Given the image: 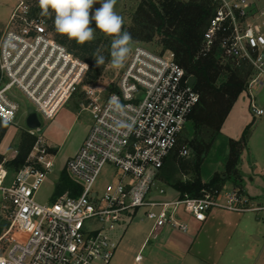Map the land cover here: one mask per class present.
<instances>
[{"label": "built area", "instance_id": "obj_1", "mask_svg": "<svg viewBox=\"0 0 264 264\" xmlns=\"http://www.w3.org/2000/svg\"><path fill=\"white\" fill-rule=\"evenodd\" d=\"M210 2L214 11L203 35L206 47L217 43L224 56L249 64L253 74L246 93L250 110L261 116L256 95L264 86V10L251 0ZM87 69V62L52 37L45 18L19 0L0 37V75L6 80L0 87V119L12 124L17 118L20 106L7 96L12 87L43 120L51 119L81 87L91 124L66 161L75 188L53 195L49 202L36 199L54 167L40 135L11 179L0 163V192L9 209L5 234L13 231L16 238L5 255L0 249V264H111L117 247L113 232L140 210L152 231L170 227L186 232L184 214L203 222L212 208L264 209L234 188L222 187L201 197L163 198L166 189L157 175L199 100L171 50L156 52L136 45L107 89L84 84ZM113 95L120 109L109 105ZM36 130L27 132L35 135ZM179 154L186 156L188 148L181 146ZM106 165L115 169V181L98 191L95 183ZM141 258L138 253L134 259Z\"/></svg>", "mask_w": 264, "mask_h": 264}, {"label": "rangeland", "instance_id": "obj_2", "mask_svg": "<svg viewBox=\"0 0 264 264\" xmlns=\"http://www.w3.org/2000/svg\"><path fill=\"white\" fill-rule=\"evenodd\" d=\"M18 1L0 0V37ZM22 1L29 6L33 13L45 18L48 27L52 25L54 27V23L51 22L55 15L54 13L48 16L42 15L37 0ZM139 1L117 0L115 10L124 18L123 28L129 25L131 14ZM251 1L256 8L264 10V0ZM99 7V3L94 4L90 12ZM90 26L95 28V22H92ZM48 30L54 38L55 30H50V28ZM94 35L95 39L101 37L96 53L105 54L109 49L105 44H111L114 37L105 36L99 30ZM136 45L144 46L156 52L163 51L156 38L148 43L132 41L130 44L131 50ZM122 69L123 67L118 69L112 67L111 55L105 59L104 64L99 66L96 65L95 56H92L91 63H88L83 83L93 85L99 89H107L108 85L115 84ZM5 82L6 80L0 75V87ZM262 90L263 88L256 95L257 104L258 99L263 101L264 94ZM10 95L18 102L20 109L15 122L12 124L8 123L6 135L1 143L4 158L0 163L15 157L17 154V150L14 148L18 141V135L23 130L27 131L24 124L25 108L32 106L31 102L17 88L11 89ZM85 102V95L81 87H79L71 98L56 110L51 119L43 120L40 118L41 127L36 130L35 135H32L35 138L37 135L42 137L46 146V155L54 159L53 170L46 176L36 192V199L39 202L52 200L57 178L61 171L65 169L67 159L78 150L87 133L91 123V116L89 111L83 108ZM231 109L221 126L219 134L215 136L208 151L200 159L201 180L208 182L214 175L222 173L225 175L227 173L225 163L231 149L229 139L239 140L247 127L245 130L246 142H239L237 146L239 154L235 166L236 172L232 173L231 178L224 182L223 188L237 189L240 194L249 200L258 205H264V115L254 116L250 110L246 89L240 93ZM192 137L193 130L188 119L176 148L166 158L157 175L158 180L166 189L165 194L162 195L165 199H173L175 196L174 189L171 187L173 182L178 178L186 179L190 176L183 173L179 160L195 159V153L190 145ZM183 145L188 148L186 156L179 154V149ZM174 155L178 160L176 164L178 171L175 175L168 178L169 167L167 160ZM7 171L8 179H11L16 172L13 169H7ZM113 181H115V169L111 165H106L101 169L97 177L95 188L101 191L107 183ZM234 181H236V184H234ZM208 193H211V190ZM213 210L212 218L205 224V227L211 228L203 230L195 240L196 244L193 245L190 252L200 258L208 259L209 263L207 264H264V209L246 212H233L222 208H214ZM0 223L6 225L0 236V249L5 255L16 242V238L13 231L5 234L9 226V209L8 203L3 199L1 192ZM149 226V221L143 216L142 210H140L138 215L134 216L132 221L126 226L127 228L112 257L111 264H174V261L170 259L171 256L182 259L184 264H188V260L185 259L190 257V254L185 252L188 246L182 244L181 247H177V244L174 243L182 241L185 243L190 238V235L188 232L182 233L178 230L164 231L148 238V241L140 250L142 259L138 262L135 261V255L139 252L140 246L147 236ZM219 227L224 228L219 229Z\"/></svg>", "mask_w": 264, "mask_h": 264}, {"label": "trees", "instance_id": "obj_3", "mask_svg": "<svg viewBox=\"0 0 264 264\" xmlns=\"http://www.w3.org/2000/svg\"><path fill=\"white\" fill-rule=\"evenodd\" d=\"M213 11L210 0H140L131 14L129 25L123 28L131 33L133 41L148 43L156 38L162 50L168 49L174 53L185 76L195 78L193 88L198 93L199 100L189 116L193 130L190 145L195 153V159L179 160L183 173L190 175L186 179L178 178L171 184L179 197L185 195L201 197L209 190L213 193L222 189L224 182L236 172L239 142H246L247 127L239 140L229 139L231 149L225 163L227 173L214 175L208 182L201 180L200 159L208 151L215 136L219 134L226 116L240 93L246 89L253 74L246 62H238L224 56L217 43L206 47L203 35ZM51 20L54 23V17ZM47 28L55 30L53 25ZM100 38L79 45L58 33L54 36L57 42L89 64L92 56H95ZM105 46L109 48L105 54L103 53L106 59L111 53V44ZM8 126L7 122L0 119V141ZM34 140L35 137L26 130L21 131L16 144L17 154L3 162L5 167L14 171L22 167ZM3 158L0 154V162ZM177 162L175 155L168 158V178L177 173ZM68 188L75 186L63 169L55 183L54 195ZM5 226L0 223V236Z\"/></svg>", "mask_w": 264, "mask_h": 264}, {"label": "clouds", "instance_id": "obj_4", "mask_svg": "<svg viewBox=\"0 0 264 264\" xmlns=\"http://www.w3.org/2000/svg\"><path fill=\"white\" fill-rule=\"evenodd\" d=\"M41 14L48 16L54 13L55 32L66 36L69 41L79 45L95 39V32L99 30L105 36L114 37L111 42V65L121 68L131 52L133 41L130 32L123 30L124 18L115 10L117 0H37ZM100 7L92 10L93 5ZM95 22V28L90 25ZM96 65L105 63V57L98 52L95 54ZM109 105L120 109L119 98L113 95ZM131 130V125H127Z\"/></svg>", "mask_w": 264, "mask_h": 264}, {"label": "crops", "instance_id": "obj_5", "mask_svg": "<svg viewBox=\"0 0 264 264\" xmlns=\"http://www.w3.org/2000/svg\"><path fill=\"white\" fill-rule=\"evenodd\" d=\"M14 87H12V88H10L9 90H8V92H7V96L9 97V98H11L12 100H14V97L12 96V95H10V90L11 89H13ZM263 94H264V87H263ZM71 98V97H70ZM16 101V100H15ZM256 101H257V96H256ZM17 102V101H16ZM261 109H263V114L262 115H264V96H263V101L262 100H260L259 101V99H258V104H257ZM232 108H233V106H232ZM26 109V108H25ZM232 110V109H231ZM231 110H230V112H231ZM229 112V113H230ZM25 115H26V111H25ZM25 115H24V118H25ZM91 124V123H90ZM90 126V125H89ZM89 128V127H88ZM8 129V128H7ZM7 131V130H6ZM5 135H6V132L4 133V135H3V137H2V139H1V141H0V154H2V155H4V153H3V151H2V146H1V143H2V140H3V138L5 137ZM18 137H19V135H18ZM17 140H18V138H17ZM16 140V141H17ZM15 150H16V146H15V148H14ZM77 151V150H76ZM75 151V152H76ZM58 179V178H57ZM174 192V197H173V199H176V198H179V194L174 190L173 191ZM170 199H172V198H170ZM214 208H212V209H210L208 212H207V214H206V219L203 221V222H199V221H196V220H194L191 216H189V215H186V214H184V215H181V218L188 224V229H187V231L186 232H188L189 233V235H190V238L187 240V241H185V243H183V241L182 240H180V241H182V242H176V243H174V244H177V247H181L182 246V244H184L185 246H188V248H187V250L185 251V252H188L189 254H190V257L189 258H185L186 260H188V264H207V263H209L208 261V259H206V258H200L199 256H197V255H195V254H192L191 252H190V249H192V247H193V245L194 244H196L195 243V240L198 238V236L203 232V230H205V229H208V228H211V227H205V224L212 218V216H213V214H214V210H213ZM136 215H138V213L136 214ZM135 215V216H136ZM134 217V216H133ZM133 217L131 218V220H130V222L132 221V219H133ZM129 222V223H130ZM128 223V224H129ZM127 224V225H128ZM126 225V226H127ZM118 227L114 232H113V234H112V236L114 237V239L117 241V247H118V245H119V242H120V240H121V238H122V236H123V234H124V231L126 230V228L127 227ZM220 228H224V227H219V229ZM170 230H177V229H173V228H170V227H162V228H160V229H157V230H154V231H152V227H151V224H150V226H149V230H148V233H147V236L145 237V239H144V241H143V243L141 244V246H140V249H139V252L138 253H140V250L144 247V245L146 244V242L148 241V238H150V237H154V236H156L157 234H160V233H163L164 231H166V232H168V231H170ZM179 231V230H178ZM179 232H182V231H179ZM183 233V232H182ZM117 247H116V249H115V252H116V250H117ZM182 248H184V247H182ZM192 251V250H191ZM115 252H114V254H115ZM137 253V254H138ZM136 254V255H137ZM135 255V256H136ZM114 256V255H113ZM142 259V258H141ZM170 259L171 260H173L174 261V264H184L183 263V261H182V259H179V258H175V257H170ZM200 262H202V263H200Z\"/></svg>", "mask_w": 264, "mask_h": 264}, {"label": "water", "instance_id": "obj_6", "mask_svg": "<svg viewBox=\"0 0 264 264\" xmlns=\"http://www.w3.org/2000/svg\"><path fill=\"white\" fill-rule=\"evenodd\" d=\"M194 81H195V78L193 76H189L187 84L189 86H193ZM25 111H26V115L24 118V124L26 128L29 130L39 129L41 127V121L35 109L32 106H27Z\"/></svg>", "mask_w": 264, "mask_h": 264}]
</instances>
